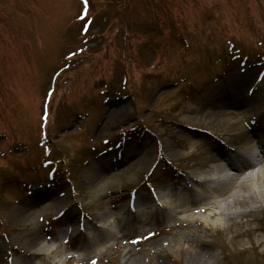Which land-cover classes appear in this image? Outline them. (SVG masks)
<instances>
[{
	"label": "rangeland",
	"instance_id": "obj_1",
	"mask_svg": "<svg viewBox=\"0 0 264 264\" xmlns=\"http://www.w3.org/2000/svg\"><path fill=\"white\" fill-rule=\"evenodd\" d=\"M81 5L0 0V264H125L127 253L208 264L205 252L209 264H264V231H250L263 221L228 231L214 219L222 227L205 249L175 246L182 231L170 227L192 214L179 213L180 195L201 149L233 141L189 130L191 117L236 92L264 96V0H91L86 22ZM236 50L250 61L231 60ZM200 191L190 201L203 204ZM161 194L167 203L135 212V197ZM31 229L44 231L37 248Z\"/></svg>",
	"mask_w": 264,
	"mask_h": 264
},
{
	"label": "bare ground",
	"instance_id": "obj_2",
	"mask_svg": "<svg viewBox=\"0 0 264 264\" xmlns=\"http://www.w3.org/2000/svg\"><path fill=\"white\" fill-rule=\"evenodd\" d=\"M220 98H222V102H213L212 107L205 106V103L203 109L195 117H191L190 122L193 124L189 125V130L202 127L215 134L221 133L233 141L226 142V147L224 144L227 150L217 144L209 143L199 152L193 165V172L189 177L193 184L188 186V192L186 189H181L185 193L180 195L183 207L179 213L192 214L170 226L171 231H182L179 242L175 243V246L178 247L181 245L188 248L213 247L215 245L213 236L222 227L213 223V220L217 218L220 219L218 224L226 223L228 225L225 227L228 231L234 222H241L249 217L252 219L247 221L248 225L251 224V221L264 222V140L257 138L259 129L264 125V96L247 100L243 99L239 92H236L230 97ZM237 109H239L238 112H236ZM253 120H257L256 124L252 123ZM171 135L175 137L178 134L171 133ZM201 137L198 138L206 139ZM191 145L195 146L196 141H193ZM154 150V147H150L140 154V164H148ZM200 190L207 194L206 199L202 201L204 203L190 201L189 193L195 199L197 192H201ZM161 195V200H154L152 197L143 195L138 196L135 200V212H143L142 207L144 206L147 213L155 209L157 205H163L162 202L167 203L165 195ZM236 207H241L244 210L235 211ZM197 208L201 210L197 211ZM198 214H208L209 219H196L195 216ZM259 215L263 216L258 217ZM29 217L27 212L21 214L22 219ZM169 219H171L169 216L163 218L162 222L173 220ZM160 222L161 220L157 224ZM250 231L254 234L264 231V228L255 227ZM200 232L205 233L208 239H201L196 235L191 236V233ZM29 233L28 245L31 248H37L39 241L43 238L44 231L31 229ZM176 236L178 235L176 234ZM236 237H241V234L238 233ZM42 254L44 253L39 249L37 253H31L36 258ZM207 254L209 253L205 252L203 257L207 258L208 264L216 259V256ZM137 263L135 254L127 253L125 255V264ZM15 264L25 263L17 262Z\"/></svg>",
	"mask_w": 264,
	"mask_h": 264
},
{
	"label": "snow or ice",
	"instance_id": "obj_3",
	"mask_svg": "<svg viewBox=\"0 0 264 264\" xmlns=\"http://www.w3.org/2000/svg\"><path fill=\"white\" fill-rule=\"evenodd\" d=\"M85 2H87V0H85ZM158 199V198H157ZM201 209L197 208V211H200ZM155 233L154 232H149L147 235H141V236H137L134 240H132V243H139L140 241L144 240V239H150L152 236H154ZM92 264H95V261H92Z\"/></svg>",
	"mask_w": 264,
	"mask_h": 264
}]
</instances>
